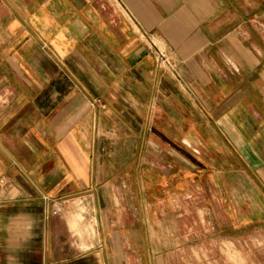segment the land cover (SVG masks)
<instances>
[{"label": "crops", "instance_id": "0c3cea01", "mask_svg": "<svg viewBox=\"0 0 264 264\" xmlns=\"http://www.w3.org/2000/svg\"><path fill=\"white\" fill-rule=\"evenodd\" d=\"M256 234L264 0H0V264H237Z\"/></svg>", "mask_w": 264, "mask_h": 264}, {"label": "rangeland", "instance_id": "374dc122", "mask_svg": "<svg viewBox=\"0 0 264 264\" xmlns=\"http://www.w3.org/2000/svg\"><path fill=\"white\" fill-rule=\"evenodd\" d=\"M156 56H157V54H156ZM161 65L168 66L167 64H165L163 62H161ZM170 65H171V63H170ZM254 244H255V246H254L253 251L248 252V251L244 250V251L239 252L237 264H262V257L264 256V235H257L256 234ZM217 264H236V261H235L234 255L231 256L230 252L226 251V252H223V258L218 259Z\"/></svg>", "mask_w": 264, "mask_h": 264}, {"label": "built area", "instance_id": "2783aa9c", "mask_svg": "<svg viewBox=\"0 0 264 264\" xmlns=\"http://www.w3.org/2000/svg\"><path fill=\"white\" fill-rule=\"evenodd\" d=\"M156 54H157V63L159 66H161V62L167 64L168 66H171L170 62L167 60L166 56L160 50L156 49ZM58 210H59V208L55 207L53 212H57Z\"/></svg>", "mask_w": 264, "mask_h": 264}]
</instances>
